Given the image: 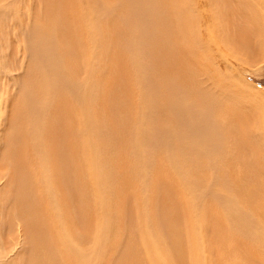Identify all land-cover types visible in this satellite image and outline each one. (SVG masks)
<instances>
[{
    "label": "bare ground",
    "instance_id": "6f19581e",
    "mask_svg": "<svg viewBox=\"0 0 264 264\" xmlns=\"http://www.w3.org/2000/svg\"><path fill=\"white\" fill-rule=\"evenodd\" d=\"M263 43L261 0H0V264H264V94L226 64Z\"/></svg>",
    "mask_w": 264,
    "mask_h": 264
},
{
    "label": "rangeland",
    "instance_id": "374dc122",
    "mask_svg": "<svg viewBox=\"0 0 264 264\" xmlns=\"http://www.w3.org/2000/svg\"><path fill=\"white\" fill-rule=\"evenodd\" d=\"M261 1H262V4H264V0H261ZM4 6H5V10L10 9V5L8 2H5ZM34 9L35 10H41L42 5L39 6L36 3H34ZM27 27H28V25L25 24L22 29L24 30ZM23 30H21V31H23ZM21 36L24 37L25 41L22 43H19V45L21 44V46L24 47V49L20 48V51L18 53V62H19L18 66L19 67L15 71H13V75H16V76L22 75L24 70L27 68V64L29 62V56H30V52H29L30 47H28V41L31 40V38H30L31 36L28 32L24 33V31L21 33ZM21 46H19V47H21ZM219 52H220L219 49L215 48V50H213V53L215 55L219 54ZM246 57H247L246 60L243 59L242 61H231L230 63L227 61L226 64L229 65L230 69L232 70V72L234 74V78L241 81L242 84L244 86H246V92L247 91H253V92H256L257 94H259V93L264 94V43L262 44V46L261 45L259 47L256 46V47L252 48L250 51H248ZM20 59H21V61H20ZM217 63H216V67H217L219 73L220 74L224 73L225 68L223 67V69H222V67ZM232 72H230V75ZM231 78H232V75H231ZM200 79L202 81V84L205 87L210 86V82L205 75H201ZM263 108H264V104H263ZM261 119L264 120V111L261 114ZM16 240L20 241V243H19L20 245L22 244L21 234H20V236H17Z\"/></svg>",
    "mask_w": 264,
    "mask_h": 264
}]
</instances>
